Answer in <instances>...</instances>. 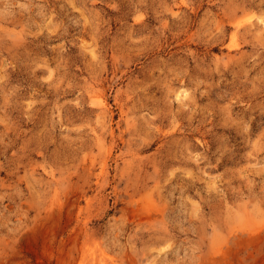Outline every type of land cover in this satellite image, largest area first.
<instances>
[{
    "label": "rangeland",
    "instance_id": "obj_1",
    "mask_svg": "<svg viewBox=\"0 0 264 264\" xmlns=\"http://www.w3.org/2000/svg\"><path fill=\"white\" fill-rule=\"evenodd\" d=\"M0 264H264V0H0Z\"/></svg>",
    "mask_w": 264,
    "mask_h": 264
}]
</instances>
